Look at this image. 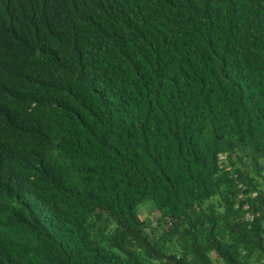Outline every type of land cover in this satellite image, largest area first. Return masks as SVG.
Wrapping results in <instances>:
<instances>
[{"label":"trees","instance_id":"1","mask_svg":"<svg viewBox=\"0 0 264 264\" xmlns=\"http://www.w3.org/2000/svg\"><path fill=\"white\" fill-rule=\"evenodd\" d=\"M0 264H264V0H0Z\"/></svg>","mask_w":264,"mask_h":264},{"label":"rangeland","instance_id":"2","mask_svg":"<svg viewBox=\"0 0 264 264\" xmlns=\"http://www.w3.org/2000/svg\"><path fill=\"white\" fill-rule=\"evenodd\" d=\"M144 210V213H147L148 211L146 210V208L143 209Z\"/></svg>","mask_w":264,"mask_h":264}]
</instances>
